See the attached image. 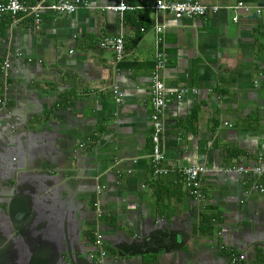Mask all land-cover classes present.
<instances>
[{"label":"crops","instance_id":"1","mask_svg":"<svg viewBox=\"0 0 264 264\" xmlns=\"http://www.w3.org/2000/svg\"><path fill=\"white\" fill-rule=\"evenodd\" d=\"M154 1L82 0L72 13L43 11L38 29L30 15L4 18L2 264H264V0H200L219 10L193 19ZM118 35L116 63L100 43ZM157 51L167 93L185 89L162 112L170 172L160 176L149 157ZM238 165L263 172L227 171ZM188 166L207 169L201 200L177 172ZM159 230L177 233L172 252L120 249Z\"/></svg>","mask_w":264,"mask_h":264},{"label":"built area","instance_id":"2","mask_svg":"<svg viewBox=\"0 0 264 264\" xmlns=\"http://www.w3.org/2000/svg\"><path fill=\"white\" fill-rule=\"evenodd\" d=\"M82 3V0H34L33 2H27L26 0H4L0 2V34L2 29V22L5 17H11L13 21H17L21 15H30L33 17V25L36 29L41 24V14L43 11H52L56 13H72ZM239 9H247V6L239 3L237 6ZM130 6L124 3L113 7L114 10L124 11L129 9ZM152 8L156 11H163L173 15L175 18H201L210 14L217 13L219 6L207 5L200 0H155ZM260 12V9H257ZM233 17V20H236ZM143 31L144 28H141ZM157 33L161 31V27H156ZM158 41L161 39L157 36ZM100 45L102 47L110 48L114 52L115 62H120L124 57V38L122 35L107 36L104 37ZM164 53L157 51L154 56V66L151 73V144L152 152L150 154V163L152 174L154 176L166 175L170 170L162 166L164 160V153L161 145V137L164 132V124L162 121V112L167 102L168 95H174L179 100L185 89L180 88L176 91L168 92L163 80L160 78V72L165 66ZM9 68V61L1 54L0 51V109L5 105V87L1 80L2 75ZM113 93L116 101H120L123 93L116 87H113ZM207 169L203 166H188L177 169L187 184L188 195L195 200H201L204 198V190L201 186L200 177ZM238 174H248L254 172L260 174L263 172L261 167H255L253 170L243 166H235L227 169ZM96 244L99 245L101 241V235H97ZM103 252H92L90 258L96 259L97 262L102 261ZM243 256H232L231 262H242Z\"/></svg>","mask_w":264,"mask_h":264},{"label":"water","instance_id":"3","mask_svg":"<svg viewBox=\"0 0 264 264\" xmlns=\"http://www.w3.org/2000/svg\"><path fill=\"white\" fill-rule=\"evenodd\" d=\"M177 233L173 230L171 231H157L152 235H148L144 237L140 243H136L135 245L125 246L120 248L125 253L136 254V255H144L146 253H158L161 249L165 252H172L175 248H177L178 239ZM148 245L156 247L155 249H148ZM174 248V249H173ZM0 248V255H1ZM2 258L0 257V264H2ZM29 264H40L39 259H35L30 261Z\"/></svg>","mask_w":264,"mask_h":264},{"label":"flooded vegetation","instance_id":"4","mask_svg":"<svg viewBox=\"0 0 264 264\" xmlns=\"http://www.w3.org/2000/svg\"><path fill=\"white\" fill-rule=\"evenodd\" d=\"M104 257H105V253H104L103 256H102V258H101L102 261H101L100 263H103ZM89 258H90V256H89ZM90 259H91V260H96V259H92V258H90ZM96 261H97V260H96ZM96 261H95V262H96Z\"/></svg>","mask_w":264,"mask_h":264},{"label":"rangeland","instance_id":"5","mask_svg":"<svg viewBox=\"0 0 264 264\" xmlns=\"http://www.w3.org/2000/svg\"><path fill=\"white\" fill-rule=\"evenodd\" d=\"M4 264H6V263H4Z\"/></svg>","mask_w":264,"mask_h":264}]
</instances>
